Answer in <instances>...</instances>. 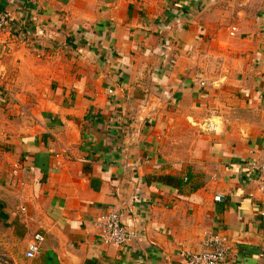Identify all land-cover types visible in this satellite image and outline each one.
Here are the masks:
<instances>
[{"label": "crops", "instance_id": "1", "mask_svg": "<svg viewBox=\"0 0 264 264\" xmlns=\"http://www.w3.org/2000/svg\"><path fill=\"white\" fill-rule=\"evenodd\" d=\"M0 10L13 17L0 30V248L15 264H183L209 233L231 241L222 264H264V196L248 195L264 159V0ZM109 212L122 245L100 239Z\"/></svg>", "mask_w": 264, "mask_h": 264}, {"label": "built area", "instance_id": "2", "mask_svg": "<svg viewBox=\"0 0 264 264\" xmlns=\"http://www.w3.org/2000/svg\"><path fill=\"white\" fill-rule=\"evenodd\" d=\"M13 17L10 12L0 10V30L11 26ZM236 32V28H232L231 33ZM215 122L206 119L202 125H198L203 131H213L216 129ZM252 173L255 176V192H250L248 195L253 197V194L258 193L264 196V159L257 163L249 165ZM215 200H220V196H216ZM100 228V239L105 244H113L116 246L126 243L130 233L124 226L121 225L120 215L118 213L109 212L102 214L97 221ZM43 237L40 234H35L32 240L28 243L25 250V257L33 259L39 254L40 243ZM231 241L220 234H207L203 239V247L201 250L192 251L186 250L183 253V264H222L231 250Z\"/></svg>", "mask_w": 264, "mask_h": 264}, {"label": "rangeland", "instance_id": "3", "mask_svg": "<svg viewBox=\"0 0 264 264\" xmlns=\"http://www.w3.org/2000/svg\"><path fill=\"white\" fill-rule=\"evenodd\" d=\"M212 119L217 120V118H212ZM198 125H202V122L201 123L199 122L198 124L196 123V126ZM0 264H15L14 261L7 254H5V252H3L1 248H0Z\"/></svg>", "mask_w": 264, "mask_h": 264}, {"label": "trees", "instance_id": "4", "mask_svg": "<svg viewBox=\"0 0 264 264\" xmlns=\"http://www.w3.org/2000/svg\"><path fill=\"white\" fill-rule=\"evenodd\" d=\"M2 206H1V204H0V216L2 217V218H7V216L5 215V213H3L2 211H1V208Z\"/></svg>", "mask_w": 264, "mask_h": 264}]
</instances>
